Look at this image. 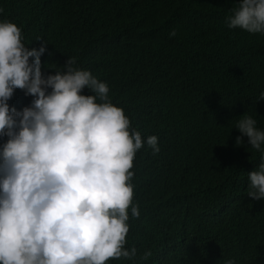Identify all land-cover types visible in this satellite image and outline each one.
Masks as SVG:
<instances>
[{
  "label": "trees",
  "instance_id": "obj_1",
  "mask_svg": "<svg viewBox=\"0 0 264 264\" xmlns=\"http://www.w3.org/2000/svg\"><path fill=\"white\" fill-rule=\"evenodd\" d=\"M236 6L0 0V19L21 28L23 43L45 45L42 72L75 58L107 83L130 129L157 137L159 151L142 144L130 169L139 216L129 211L125 247L135 255L105 264H264V199L247 196L261 152L247 137L237 146L234 128L246 112L264 129V33L229 28ZM31 99L16 89L9 104L19 110Z\"/></svg>",
  "mask_w": 264,
  "mask_h": 264
},
{
  "label": "clouds",
  "instance_id": "obj_2",
  "mask_svg": "<svg viewBox=\"0 0 264 264\" xmlns=\"http://www.w3.org/2000/svg\"><path fill=\"white\" fill-rule=\"evenodd\" d=\"M226 23L264 33V0H237ZM45 50L26 46L21 28L0 19V264H105L135 255L125 247L129 211L139 216L130 169L142 144L159 151L157 137L142 140L130 129L107 83L74 67L75 58L63 71L42 72ZM16 89L32 97L19 110L9 104ZM256 124L240 115L235 144L247 137L261 152L247 173V196L264 199V129Z\"/></svg>",
  "mask_w": 264,
  "mask_h": 264
}]
</instances>
